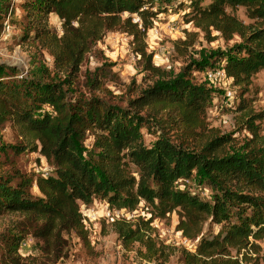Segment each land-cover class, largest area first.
Here are the masks:
<instances>
[{"label":"trees","instance_id":"16d2710c","mask_svg":"<svg viewBox=\"0 0 264 264\" xmlns=\"http://www.w3.org/2000/svg\"><path fill=\"white\" fill-rule=\"evenodd\" d=\"M154 1L0 0V33L11 27L8 18L20 7L25 34L31 43L47 49L54 69L64 73L61 79L46 76L42 65L18 78L16 68L0 64V124L12 120L27 142L20 147L2 145L0 153H17L31 145L51 167L38 176L18 169L0 173V216L21 217L1 235L0 264H21L19 247L27 235L41 239V251L53 254L54 261L63 255L64 233L74 231L87 241L80 209L93 199L105 200L114 209L140 201L160 213L178 209L176 230L196 240L194 251L182 249L184 264H244L250 254L258 256V243L264 240V134L258 122L264 111L255 112L244 94L253 74L264 69V0H213L207 7L192 1L186 20L209 42L216 39L213 31L224 39L241 38L215 53L224 60L219 68L230 79L235 96L229 109L240 130L251 136L241 152H229L233 137L207 125L209 91L190 79L207 60H192L175 78L139 87L125 107L94 94L106 89L103 78L112 73L104 72L107 63L87 77L88 97L82 92L73 96L85 55L107 32L118 30L131 37L143 69L163 75L145 43L160 12ZM239 5L252 23L226 11ZM54 14L61 21L60 31L50 28ZM134 16L139 21L133 22ZM184 33L185 39L174 43L176 52L194 44V33ZM148 119H160L190 139L175 143L160 130L154 143L147 144L142 124ZM130 165L137 169L136 176L129 174ZM194 176L205 182L209 196L192 189L189 182ZM34 184L38 194L32 192ZM207 220L220 226L212 237L202 233ZM113 226L124 247L139 245L136 253L141 260L167 259V246L154 239L150 218L138 224L120 219Z\"/></svg>","mask_w":264,"mask_h":264},{"label":"rangeland","instance_id":"374dc122","mask_svg":"<svg viewBox=\"0 0 264 264\" xmlns=\"http://www.w3.org/2000/svg\"><path fill=\"white\" fill-rule=\"evenodd\" d=\"M192 1L202 7H207L213 0H156L153 2V7L158 8L160 12L151 27L154 30L150 31L151 28H149L146 33L145 43L147 52L152 54L153 64L160 67L163 75L153 76L143 69L141 58L133 50L131 37L118 30L107 32L96 41L89 53L85 55L80 71L74 79L76 92L73 93V96L82 92L88 97L89 82H87V77L97 67L107 63L109 65L105 67L104 72L106 69H110L112 73L106 74L103 78L106 89L101 91L97 89L94 94L108 99L113 104L125 107L128 98L134 97L139 87H145L158 80L164 81L175 78L183 67L192 60H207L202 66L203 70L193 71L190 79L197 85H204L209 91L211 98L205 115L208 127L214 128L220 134L231 135L233 141L229 145V152H241L246 139L251 136L246 130H240L236 123L235 114L229 109L235 101V99L230 100L225 96L227 88L232 90L231 81L221 78L210 79L204 71V68H219L224 60H221L215 53L226 51L238 44L241 38L234 35L231 39H224L219 33L213 31L212 35H215L216 39L209 42L202 31L186 21L187 14L191 11L189 6ZM226 11L239 17L245 23L253 22L245 13L244 6H228ZM22 14L21 8H16L13 15L8 18L12 22L11 27L7 26L5 31L0 33V64L16 68L18 78H26L44 65L47 69L46 76L61 79L64 73L54 69V60L49 51L37 46L36 43H31L25 34ZM49 25L51 29L61 30V21L55 14L49 17ZM185 31L194 33L192 37L194 44L182 53L176 52L174 43L177 39H185ZM29 35L32 36V33ZM20 74H22L21 77H19ZM244 96L248 98L255 112L264 111V69L253 74L252 84ZM258 124L260 125V132L264 134V119ZM160 130H163L175 143L190 139V135L173 130L171 126L162 124L160 119L159 121L148 119L142 124L143 139L147 144H153ZM86 141L85 144L90 147L91 141ZM26 143L17 124L15 125L12 120L7 119L0 124V146L17 145L20 147ZM0 154V173H12L18 169L26 174L38 176L40 173L46 174L51 171V167L43 156L38 151H34L31 145L17 153H12L9 150ZM128 172L133 176L137 175V169L133 165L129 166ZM189 184L193 190L200 192L201 197L210 195V191L204 188L205 182L200 181L196 176L192 178ZM32 192L38 194L35 184L32 187ZM93 204L94 202L89 205L92 206ZM123 209L126 214L125 220L132 223L138 224L142 219L150 218L154 239L167 246L168 257L166 260H162V263L156 260L150 262L141 260L136 253L139 245L135 244L133 248L127 249L118 240L113 223L100 219L97 226L99 234L93 236L88 232L87 241L79 238L74 231L64 233L63 255L56 261H54L53 254H46L41 251V239L27 235L19 247L22 258L21 264H184L180 255L185 247L181 244L176 230L180 217L178 209L160 213L144 201ZM20 218L19 214L0 216V239L1 235L8 233ZM219 229L220 226L207 220L203 225L202 233L207 237H212ZM192 241L196 242V240ZM258 244L260 245L258 256L256 257L254 253L250 254V259L244 264H264V240L259 241ZM238 257L241 258V256Z\"/></svg>","mask_w":264,"mask_h":264},{"label":"built area","instance_id":"2783aa9c","mask_svg":"<svg viewBox=\"0 0 264 264\" xmlns=\"http://www.w3.org/2000/svg\"><path fill=\"white\" fill-rule=\"evenodd\" d=\"M139 21V17L134 16L133 22ZM154 28L150 29V31H153ZM206 76H208L210 79H224V80H228L227 76H225L224 71L222 68L219 69H215V70H208L206 71ZM22 74L19 75V77H21ZM225 96L230 99V100H234V93L231 89L227 88V90H225ZM92 202H94V204L92 206L90 205H85V204H81V221L84 224L85 229L92 234L93 236H95L96 234H99V232L97 231V226H98V221L103 220L105 222H112L114 223L115 221H120V219H124L126 218V214L124 213V209L120 208V209H114L111 208L109 203L105 200H97V199H93ZM177 234L180 237L181 240V244H183V246L185 247V249L189 250V251H194L196 242L184 237L181 235V232H177Z\"/></svg>","mask_w":264,"mask_h":264}]
</instances>
